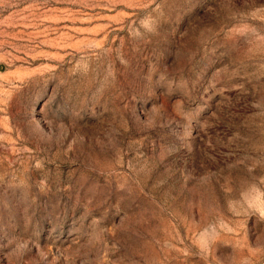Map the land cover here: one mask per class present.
<instances>
[{"label": "rangeland", "instance_id": "374dc122", "mask_svg": "<svg viewBox=\"0 0 264 264\" xmlns=\"http://www.w3.org/2000/svg\"><path fill=\"white\" fill-rule=\"evenodd\" d=\"M0 264H264V0H0Z\"/></svg>", "mask_w": 264, "mask_h": 264}]
</instances>
